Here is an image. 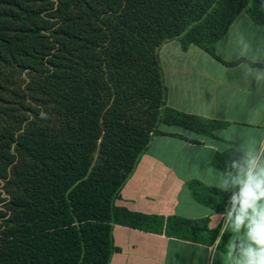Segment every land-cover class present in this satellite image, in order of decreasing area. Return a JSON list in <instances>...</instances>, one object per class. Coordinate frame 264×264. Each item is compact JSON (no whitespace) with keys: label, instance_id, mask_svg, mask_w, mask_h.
Wrapping results in <instances>:
<instances>
[{"label":"trees","instance_id":"1","mask_svg":"<svg viewBox=\"0 0 264 264\" xmlns=\"http://www.w3.org/2000/svg\"><path fill=\"white\" fill-rule=\"evenodd\" d=\"M241 13L264 25V0H0V264H109L114 225L215 241L207 218L115 202L152 137L179 136L161 126L224 125L167 105L161 46L215 55ZM191 186L225 212L229 192Z\"/></svg>","mask_w":264,"mask_h":264},{"label":"crops","instance_id":"2","mask_svg":"<svg viewBox=\"0 0 264 264\" xmlns=\"http://www.w3.org/2000/svg\"><path fill=\"white\" fill-rule=\"evenodd\" d=\"M237 39L250 45L249 55L264 53V25L241 13L215 46V55L197 47L182 49L177 40L159 50L167 105L186 114L224 123L213 135H198L177 126H161L167 133L152 137L132 175L121 189L117 207L130 212L185 219H208L210 230L220 234L222 219L199 203L192 182L220 189L213 160L224 153L238 158L243 146L264 139V88L243 80L235 52ZM233 56L227 60V52ZM264 67V56H260ZM184 137V138H183ZM228 161H232L227 157ZM230 193V192H229ZM226 211V210H225ZM231 233L219 247L114 225L117 251L109 264H232L225 253ZM216 236V237H217ZM210 248L212 249L210 251Z\"/></svg>","mask_w":264,"mask_h":264},{"label":"clouds","instance_id":"3","mask_svg":"<svg viewBox=\"0 0 264 264\" xmlns=\"http://www.w3.org/2000/svg\"><path fill=\"white\" fill-rule=\"evenodd\" d=\"M234 45L241 61L237 65L241 78L264 88V67L257 66L264 53L249 55L250 45L243 39ZM232 56L228 51L227 60ZM219 187L230 196L225 213L216 215V223L222 219V224L213 247H219L224 234L231 233L225 253L232 264H264V139L243 146L239 157L220 176Z\"/></svg>","mask_w":264,"mask_h":264}]
</instances>
